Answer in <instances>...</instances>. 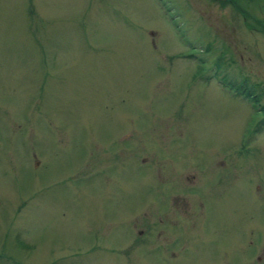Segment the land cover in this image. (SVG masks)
Segmentation results:
<instances>
[{
    "label": "rangeland",
    "instance_id": "obj_1",
    "mask_svg": "<svg viewBox=\"0 0 264 264\" xmlns=\"http://www.w3.org/2000/svg\"><path fill=\"white\" fill-rule=\"evenodd\" d=\"M0 264H264V0H0Z\"/></svg>",
    "mask_w": 264,
    "mask_h": 264
},
{
    "label": "flooded vegetation",
    "instance_id": "obj_2",
    "mask_svg": "<svg viewBox=\"0 0 264 264\" xmlns=\"http://www.w3.org/2000/svg\"><path fill=\"white\" fill-rule=\"evenodd\" d=\"M214 76V74H212V75H210V80H212L213 77ZM214 80V79H213ZM217 82L218 83H220V84H223L224 85V83H222L220 80H217ZM230 81H228V83H227V85H224V86H229L230 87ZM253 97L255 98V96H256V94L255 93H253ZM257 97V96H256ZM258 98V97H257ZM259 99V98H258ZM222 160H219V161H217V163L216 164H218V167H220L221 165V162ZM224 163V162H223ZM203 166H201V168H202ZM208 166H206V168H207ZM211 166L209 165V168H210ZM222 168H220L219 169V173L220 172H223L222 170H221ZM208 170V169H207ZM229 172H230V170H229ZM229 172H224V173H220L219 174V178H222L223 176H225V175H229ZM201 173H203L202 172V170H201ZM207 176H206V178L204 179V185H205V182L207 181L208 183H210L211 182V180L213 179V177H214V175L212 174V171L210 172V171H208V173L206 172L205 173ZM193 177V175L192 174H184L182 177H179L178 178V181H170L171 183L172 182H174V183H179L180 182V180L181 179H183L184 178V180L185 181H187V178H192ZM204 185L202 184L201 185V187H200V189H198L197 188V190L196 191H198V190H200V191H198V193L200 194V196L199 197H197L198 198V201H197V205H198V208H200V210H199V212H200V222H199V224H200V226H201V229H203V225L205 224V220L207 219V216H208V212L210 211L209 210V207H206L205 205H204V200H205V198H206V194L204 193V192H202L201 190V188H203L204 187ZM176 186V189L180 186V185H178V184H176L175 185ZM175 189V190H176ZM207 190V189H206ZM208 191V190H207ZM173 199V198H172ZM176 207V206H175ZM179 208V210L181 209V212H183V209H185L186 207H185V202L182 204V206H180V207H178ZM204 208V209H203ZM206 208H207V210H208V212L206 211ZM164 209H167V207H165ZM165 220H167V219H165ZM153 226H155L154 224H152ZM152 225H150L149 224V226H152ZM156 225H158V224H156ZM159 225H161V224H159ZM172 227L173 226H170V228L169 229H167V232H168V234H169V231L172 229ZM185 232H186V229L184 228V227H181ZM166 230V229H165ZM161 231H162V229L161 228H157V229H151V233H150V235H148L149 236V239L147 240V241H149V242H151V241H154L155 240V238L156 237H158L159 235H161ZM139 232H142V230H139ZM165 236V235H164ZM172 239H174V242L176 243V241L178 240L177 238H176V233L174 234V235H169ZM168 238V237H167ZM167 238H164L163 240H166ZM168 240H169V238H168ZM169 242V245H171L172 244V240L170 239V241H168ZM168 242H163L164 243V245L165 246H167V244H168ZM153 245H156L154 242L152 243ZM152 250H156L157 251V249H152ZM158 252V251H157ZM260 257L261 256H257L256 257V259L257 260H259L260 259ZM247 261V260H246ZM245 261V259H244V261L243 262H246Z\"/></svg>",
    "mask_w": 264,
    "mask_h": 264
},
{
    "label": "trees",
    "instance_id": "obj_3",
    "mask_svg": "<svg viewBox=\"0 0 264 264\" xmlns=\"http://www.w3.org/2000/svg\"><path fill=\"white\" fill-rule=\"evenodd\" d=\"M222 1H224V0H222ZM234 6H236V5H234Z\"/></svg>",
    "mask_w": 264,
    "mask_h": 264
}]
</instances>
